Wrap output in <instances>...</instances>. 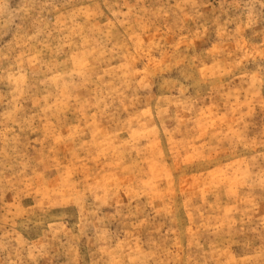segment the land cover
<instances>
[{
	"label": "rangeland",
	"instance_id": "1",
	"mask_svg": "<svg viewBox=\"0 0 264 264\" xmlns=\"http://www.w3.org/2000/svg\"><path fill=\"white\" fill-rule=\"evenodd\" d=\"M0 264H264V0H0Z\"/></svg>",
	"mask_w": 264,
	"mask_h": 264
}]
</instances>
